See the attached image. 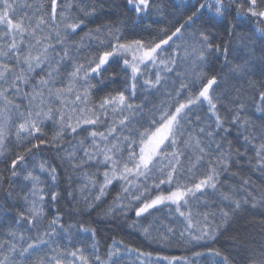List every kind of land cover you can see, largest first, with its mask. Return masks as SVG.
<instances>
[{
    "label": "snow or ice",
    "instance_id": "6c2138e0",
    "mask_svg": "<svg viewBox=\"0 0 264 264\" xmlns=\"http://www.w3.org/2000/svg\"><path fill=\"white\" fill-rule=\"evenodd\" d=\"M107 3L0 0V157L12 156L9 179L28 185L19 195L24 210L0 240V264H120L130 253L143 264L177 262L122 241L101 255L94 228L66 226L59 209L49 219L46 206L62 198L60 170L42 158L43 149L66 165L64 194L77 214L95 209L118 182L104 216L134 211L130 226L165 247L173 228L153 236L151 224H139L161 206L186 222L179 233L186 244L215 240L245 205L264 207V185L239 171L250 168L264 180V0H174L175 21L162 27L149 21L153 14L167 19L165 0H125L148 33L131 40L123 39V21L89 28ZM248 21L256 22L251 33L236 31ZM221 28L228 39L218 42ZM90 45L98 50L83 55ZM221 58L227 75L212 71ZM112 64L108 79L123 75L124 87L95 100L100 74ZM4 179L0 174V188ZM4 197L15 199L10 189ZM0 209L11 212L4 203ZM80 233L92 236L91 255L58 243ZM207 255L212 264H231L219 250ZM247 264H264V251L251 250Z\"/></svg>",
    "mask_w": 264,
    "mask_h": 264
},
{
    "label": "trees",
    "instance_id": "16d2710c",
    "mask_svg": "<svg viewBox=\"0 0 264 264\" xmlns=\"http://www.w3.org/2000/svg\"><path fill=\"white\" fill-rule=\"evenodd\" d=\"M179 2V0H177ZM116 4L118 7H111V4ZM167 8V19L156 16L153 14L150 17V21H159L154 27L167 26L169 21L174 22L175 16L172 14L175 8L174 0H165ZM130 6H125V0H109V3L105 4L98 14L89 23V28H94L98 24L112 22L118 24L119 21H123V39L131 40L136 38H146L148 33L143 30L142 25L135 23L136 17L134 13L129 11ZM231 19V17H229ZM256 26L255 21H248L242 27L236 29L237 32L248 34L251 33ZM264 27V25H260ZM87 31V29H84ZM219 32V40H227L223 29H217ZM83 35V31L79 33ZM79 39V36L75 37ZM98 49L94 45H90L88 49H85L83 55H88L89 52H96ZM233 59L232 56L229 57ZM223 59L216 60L212 63V71L217 74L227 75L228 69L223 67ZM117 65L112 64L107 72H102L100 75L104 78L103 85H98V90H94L92 95L95 100H99L103 96L110 92L122 90L124 87V77L121 75L115 81L108 79L111 72L116 70ZM154 71V70H153ZM259 79V76L256 77ZM93 84L97 81L94 79ZM229 83H237L234 79H231ZM244 87L247 85L240 81ZM196 91V89H193ZM127 94V93H126ZM249 95H255L254 92ZM155 97L153 100L155 101ZM135 102H139L138 100ZM46 132L51 134L52 128L49 125ZM43 159L51 161L58 170H60V188L62 198L58 199L55 205H47L46 212L50 219L56 214V210L63 215V223L68 224H83L85 227L94 228L95 238L99 243L100 254L103 255L109 246L113 244V241H122L123 246L128 248L137 249L145 253H152V255H165L177 257L176 264H212V258L207 255L208 249H216L229 258L231 264H247V260L251 250L256 252L264 251V207L257 206L253 208L251 205H245L239 212L235 214L233 219L221 230L215 240H202L192 243H184L179 238V233L184 230L186 222L182 217H179L174 211H170L167 207L161 206L158 211H151V214H145L146 218H140L139 224L142 227L152 225L153 236L157 235V229L163 233L166 228L171 227L175 230L176 236L172 239L169 246L165 247L162 244L157 243L154 239L146 236L140 228L131 227V223L137 218L134 211H129L126 218L121 216L105 217L104 210L107 209L113 202L114 197L120 192V184L113 182L107 190V194L97 202V207L93 210H86L80 214L75 212L73 203L69 202L68 197L64 194V188L66 186L65 174L63 168L66 165H62L57 159L54 158V153L50 149H43ZM12 156L7 158L0 157V174L4 176L3 188H0V203L6 204L11 212L8 215H4V210L0 209V240L5 239L4 233L10 226H13V222L16 219V213L24 210V203L19 199V195L27 191L28 185L23 181V178H17L15 180L9 179L10 172L8 165ZM95 171V169H90ZM235 170V169H234ZM242 176H250L256 185H264V180L261 179L258 173H253L250 168H243L239 170ZM46 179V177H43ZM227 178V177H225ZM82 181L77 179L74 183V187L80 184ZM231 183H239L238 180H232ZM10 189L15 197L14 201H7L4 197V190ZM92 194H95L94 192ZM155 194V193H153ZM85 196L89 195L88 192L84 193ZM138 206V205H137ZM204 209L202 208L201 211ZM26 225L21 228L24 230ZM32 234V233H28ZM61 248H70L74 246H83L85 249V255H91L89 246L93 243V238L88 233H80L76 235L72 243L67 242V238H61L58 240ZM123 251V247H122ZM203 252L205 255L196 256L195 253ZM43 254V253H41ZM219 258H217L218 260ZM120 264H143V259L140 257L130 256L125 254ZM161 264H167V262H161Z\"/></svg>",
    "mask_w": 264,
    "mask_h": 264
},
{
    "label": "rangeland",
    "instance_id": "374dc122",
    "mask_svg": "<svg viewBox=\"0 0 264 264\" xmlns=\"http://www.w3.org/2000/svg\"><path fill=\"white\" fill-rule=\"evenodd\" d=\"M133 249V248H132ZM139 252H142V251H139ZM145 253V252H143ZM130 256H134V257H138L136 253H130L129 254ZM157 255H152L153 258H155ZM161 256H165V255H161ZM169 257H172V256H169ZM141 259H143V257H140Z\"/></svg>",
    "mask_w": 264,
    "mask_h": 264
}]
</instances>
